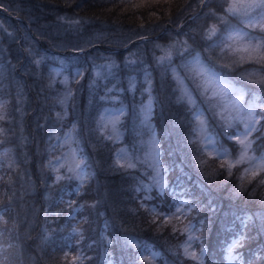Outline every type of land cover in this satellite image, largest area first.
Wrapping results in <instances>:
<instances>
[{
	"label": "trees",
	"instance_id": "1",
	"mask_svg": "<svg viewBox=\"0 0 264 264\" xmlns=\"http://www.w3.org/2000/svg\"><path fill=\"white\" fill-rule=\"evenodd\" d=\"M228 1L0 0L3 68L0 80L6 95L13 99L6 107V118L0 127V144L11 143L17 153V166L4 170L0 184V204L7 217L0 223L5 243L0 264H72L62 252L71 223L70 200L65 204L61 195L66 180L55 178L41 166L46 154L44 131L52 107L59 104L58 92L54 93L47 85L44 66L39 60L42 50L69 44L86 45L71 57L79 60L78 65L89 76L88 80L73 83L68 109L73 112L72 119L78 123L83 145L95 166V174L81 190L84 208L76 225L83 228L82 237L88 239L96 234L100 211H104L116 235L110 244L113 264H144L133 242L123 238V233L150 237L171 249L172 239L164 225L155 223V219L150 221L136 206L134 185L138 173L113 162L108 142L96 134L91 120L96 112L95 102L103 95L106 84L123 78L122 88L113 92L127 106L139 94L128 86L127 70L149 68L155 76V102L160 105L152 120L160 135L162 152L167 156L175 154L204 180L208 187L205 192L191 186L196 198H217L220 203H233L254 211L256 219L250 226V235L264 244V180L256 175L239 185L236 174L232 172L230 176L213 159H200L186 139L192 121L185 105L174 97L175 85L168 61L156 60L160 53L184 57L199 48L205 59L220 65L221 55L215 42L209 41L207 29L212 27L215 37L233 20L225 8ZM262 35L264 39V32ZM246 64L231 63L226 68L231 69L248 92H258L264 99V83H258L264 79V64L252 61L250 67H242ZM109 67L106 81L99 77L91 80L92 75ZM209 123L221 142L235 145L228 127L220 119L212 117ZM123 126L126 138L135 146L140 126L134 113L125 117ZM252 139L253 148L264 149L263 128H256ZM187 166L183 169L188 170ZM206 216L208 236L216 238L223 233L228 219L223 214L212 213V203ZM141 238L137 237L139 241ZM255 264H264V259Z\"/></svg>",
	"mask_w": 264,
	"mask_h": 264
},
{
	"label": "rangeland",
	"instance_id": "2",
	"mask_svg": "<svg viewBox=\"0 0 264 264\" xmlns=\"http://www.w3.org/2000/svg\"><path fill=\"white\" fill-rule=\"evenodd\" d=\"M153 1H164L168 2L170 0H140V2H153ZM230 3H232V0H230ZM251 17L255 21H259L262 16H264V8H261L259 10L252 9L250 13ZM242 20L245 24V26H235L232 28H229L225 33L223 34L221 40H220V48L228 53L229 59L233 61H238L239 56L234 55L232 52L229 51L225 47L226 43H231V41L227 40V37L229 34L233 32H242V33H247V35L244 38V42H247L248 40H252L253 43H255L257 40L261 39L259 36L254 35L253 33L248 32V19L245 17H242ZM208 34H212V27H208L207 29ZM199 58L200 60V65L204 68L205 72L209 75L215 74L218 76V74L215 72V70L211 67H209L206 62L199 56V54L196 52L192 56L188 57L187 60L185 61V65L188 69V71L195 77L196 83L201 91H203V88L201 87L202 85V78L200 76L196 75V70L193 68V63L196 58ZM247 61V60H246ZM53 71V75L58 71V66H54L51 68ZM81 69L80 68H75L73 71V75H79L81 72H79ZM174 73V69H173ZM221 81L227 83L230 85L232 88L239 90L238 88L234 87L230 80L226 78L225 76H218ZM62 79H67V75L62 73L61 74ZM180 82H181V87L183 91V96L186 98H192L190 89L186 85L185 80L179 76L178 77ZM148 84V82H147ZM242 92L239 90L235 94L229 92L227 93V96L225 99L221 100L220 98L214 99L215 103V110L218 114L224 117V119L228 122H232L235 119H238L241 123V127L236 130V137H239L240 139H246V143L248 142V131L254 124L256 120V114H255V107H256V101L253 99L250 100H244L243 95L242 99L240 100V103L237 106H232L230 103L227 104V107L225 106L227 101H231L235 98V96H239ZM210 94V93H209ZM152 106V101L150 98L146 99L143 105V110L145 115L148 114L149 108ZM2 108H3V103L2 100L0 101V115L2 114ZM122 112V108L119 107H106L104 111L101 114V119H100V126L101 129L107 133L110 137L112 136L113 138H118L120 137V129L117 126V121L120 116V113ZM195 117H196V125H195V134L198 139L201 140L203 148L207 153H216L219 155L220 153L225 152L221 148L217 147L211 137V135L205 130V121L202 117V115H199V110L195 111ZM214 117L212 114L209 115V120ZM73 127V128H72ZM64 130L60 134H53L51 138V145H54L55 143L58 145V152L56 153L55 156L50 157L47 160V164L56 172H50L52 175H59L61 176L62 174L60 173L61 167L64 169H68L70 172H72L75 177L77 178L78 181L83 180L84 178L87 177V169L84 168L81 164V156H79L78 152V146H77V140L74 135V126ZM155 143L156 139L155 136L152 135V138L150 139V143L148 145V149L146 151L147 156L155 162V168L157 171V174L160 175L159 172V165L155 159ZM239 144V143H238ZM240 146V144H239ZM242 149H240L239 152H241ZM248 155L251 157L256 158L257 162H259L262 158L259 156H253L249 153ZM220 156V155H219ZM232 155L227 153L226 156H220L222 160H227V161H232L234 162L237 158L231 157ZM116 157L126 163H132L133 159L130 157V155L127 154V152L124 149H119L116 153ZM10 159V155L8 153V149L6 147H0V162L5 163L8 162ZM246 167H250L248 164H243L242 171L243 173L241 174V177H247L250 174H246L244 169ZM95 168V167H94ZM255 171L258 169H254ZM87 177L86 179H88ZM100 221H104L106 219L104 211H100ZM182 226L186 229L187 231V238L185 242L182 244V248L187 254L190 255H197L196 249L192 246V240L195 236L194 229L191 227V225L187 222H182ZM191 237V239H189ZM145 257L148 259H151L153 261V264H163L160 262L155 261L154 254L149 253L147 255L144 254ZM231 264V263H228Z\"/></svg>",
	"mask_w": 264,
	"mask_h": 264
},
{
	"label": "snow or ice",
	"instance_id": "3",
	"mask_svg": "<svg viewBox=\"0 0 264 264\" xmlns=\"http://www.w3.org/2000/svg\"><path fill=\"white\" fill-rule=\"evenodd\" d=\"M256 8H264V0H232V3L229 4L227 8V12L232 15H240L248 19V27H259L262 31H264V16L260 18L259 21H255L250 13L252 9ZM247 33L242 32H233L228 35L227 40L231 41V43H226L225 47L229 49L234 55L239 56V60L236 63H243L247 61H255L257 63L264 64V41L257 40L255 43L252 40H248L244 42V38ZM211 39V36H209ZM165 57H161L160 60L163 61ZM193 68L196 70V75L202 78L203 92L205 95L209 96V102L216 98H220L221 100L225 99L227 93L231 92L235 94L239 90L232 88L227 83L221 81V79L215 74L209 75L205 72L204 68L200 65V60L197 57L193 63ZM258 83H264V79L258 81ZM242 93L239 96H235V98L231 101H227V104L230 103L232 106H237L242 99ZM189 102H191V98H189ZM237 142L242 146V151L240 152L239 157L234 161H223L221 163V168L227 166L229 172L228 174L232 175V169L237 165L248 164L250 167H246L244 169L246 174H250L255 177L258 173L254 169H259L261 172H264V159H261L257 162L256 158L248 155V150L251 146V142L246 143L247 137L245 139H240L239 137L235 138ZM220 156H226L227 152H223L219 154ZM132 167L133 165H129ZM243 179V177H241ZM183 203H187L184 201ZM180 214H182V209L177 207L175 212L172 213V218L179 220ZM159 219H163L166 222L169 221L168 216L159 217ZM191 239V237L189 238ZM195 259V256L193 255Z\"/></svg>",
	"mask_w": 264,
	"mask_h": 264
}]
</instances>
